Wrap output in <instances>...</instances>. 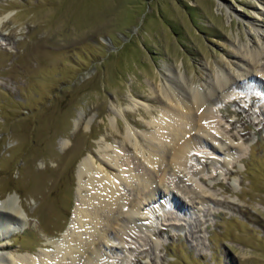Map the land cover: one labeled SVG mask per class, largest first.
<instances>
[{"label": "rangeland", "instance_id": "374dc122", "mask_svg": "<svg viewBox=\"0 0 264 264\" xmlns=\"http://www.w3.org/2000/svg\"><path fill=\"white\" fill-rule=\"evenodd\" d=\"M0 20V229L18 225L0 254L60 255L79 161L135 159L124 134L155 132L132 122L160 116L167 65L205 89L224 69L239 100L216 109L218 131L193 130L212 147L164 182L154 171L169 208L142 206L139 237L113 235L99 264H264V0H0ZM244 46L259 54L245 83Z\"/></svg>", "mask_w": 264, "mask_h": 264}, {"label": "bare ground", "instance_id": "6f19581e", "mask_svg": "<svg viewBox=\"0 0 264 264\" xmlns=\"http://www.w3.org/2000/svg\"><path fill=\"white\" fill-rule=\"evenodd\" d=\"M255 28L259 30L261 25ZM237 51L247 65L242 74L247 75L243 82L254 80L257 76L253 74L251 67L259 64L258 51L247 47ZM164 67L169 72L160 88L165 103L159 109L160 116L152 117L153 120L147 122L148 125L132 122L142 130L153 127L155 132L141 134L145 141L143 145L133 142L128 145L132 131L126 130L124 134L127 144L125 147L135 151V159H131L133 156L125 158V154L120 153L113 158L106 155L97 156L95 159L86 156L79 161L75 206L71 225L65 234L67 239L59 246L53 241L49 243L59 247L60 255L53 258L54 256L43 252L40 258L36 259L27 255L13 258L11 253H1L0 264H99L102 261L103 249H112L109 246L113 235V240L119 238L123 243L139 237L137 231L143 227L137 228L138 222H142L143 216L148 214L143 212L142 206L150 208L153 213L169 208L168 205H163L166 201L162 204V201L158 200L160 205H154L157 194H160L153 181L154 171L158 173L160 181L164 182L168 168L182 170L189 165L191 150L198 140L212 147L209 141L195 133V127L203 131H218L216 109L221 112L220 108L227 102H237L239 99H232L228 90L232 87V77L224 69L217 72L215 81L205 84V89L192 82L186 73L167 65ZM235 83L238 85L240 82ZM235 124L236 121H233L231 128H234ZM135 135L140 137L136 131ZM247 148L250 149V145ZM226 150L229 153L236 152L239 158L242 157L240 148L229 146ZM139 156L144 159L143 162ZM135 196L137 197L134 198ZM4 203L2 207L17 216L20 215L13 197H9ZM20 223L25 225L23 221ZM1 225V233L7 236L15 233L18 228V225L7 222Z\"/></svg>", "mask_w": 264, "mask_h": 264}]
</instances>
